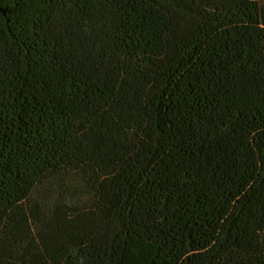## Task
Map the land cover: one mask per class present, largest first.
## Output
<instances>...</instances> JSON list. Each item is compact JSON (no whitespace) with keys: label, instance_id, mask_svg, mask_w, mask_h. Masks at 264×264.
Wrapping results in <instances>:
<instances>
[{"label":"trees","instance_id":"16d2710c","mask_svg":"<svg viewBox=\"0 0 264 264\" xmlns=\"http://www.w3.org/2000/svg\"><path fill=\"white\" fill-rule=\"evenodd\" d=\"M0 264H264V0H0Z\"/></svg>","mask_w":264,"mask_h":264}]
</instances>
